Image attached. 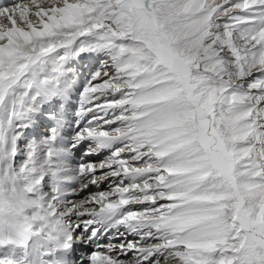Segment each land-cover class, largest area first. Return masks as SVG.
<instances>
[{"label":"snow or ice","instance_id":"snow-or-ice-1","mask_svg":"<svg viewBox=\"0 0 264 264\" xmlns=\"http://www.w3.org/2000/svg\"><path fill=\"white\" fill-rule=\"evenodd\" d=\"M0 264H264V0H0Z\"/></svg>","mask_w":264,"mask_h":264}]
</instances>
